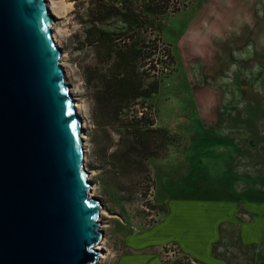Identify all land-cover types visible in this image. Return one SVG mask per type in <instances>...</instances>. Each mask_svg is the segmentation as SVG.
Segmentation results:
<instances>
[{
  "label": "rangeland",
  "instance_id": "rangeland-1",
  "mask_svg": "<svg viewBox=\"0 0 264 264\" xmlns=\"http://www.w3.org/2000/svg\"><path fill=\"white\" fill-rule=\"evenodd\" d=\"M46 1L66 82L79 103L91 195L100 203L106 256L96 264H117L123 253L140 251L133 242L164 217L168 200L182 210L184 197L200 199V214L215 218L220 201L236 200V228L229 231L234 264H264V0H190L167 17L163 40L173 63L150 102L155 126L169 136L151 133L159 156L145 159L146 148L135 162L124 154L126 119L110 117L94 101L100 75L109 70H100L106 62L88 38L89 1ZM244 221L259 225L250 243L242 237ZM168 244L152 252L175 262L163 258Z\"/></svg>",
  "mask_w": 264,
  "mask_h": 264
},
{
  "label": "water",
  "instance_id": "water-1",
  "mask_svg": "<svg viewBox=\"0 0 264 264\" xmlns=\"http://www.w3.org/2000/svg\"><path fill=\"white\" fill-rule=\"evenodd\" d=\"M46 0H0V264H96L100 203Z\"/></svg>",
  "mask_w": 264,
  "mask_h": 264
},
{
  "label": "trees",
  "instance_id": "trees-1",
  "mask_svg": "<svg viewBox=\"0 0 264 264\" xmlns=\"http://www.w3.org/2000/svg\"><path fill=\"white\" fill-rule=\"evenodd\" d=\"M87 1L88 38L100 62H106L100 70H109L100 75L95 87V104L114 119H126L123 134L128 135L124 151L128 161H137L146 148L145 159L158 157L150 134L169 136V131L155 126L150 100L173 61L171 48L163 40L164 25L168 16L184 10L190 0Z\"/></svg>",
  "mask_w": 264,
  "mask_h": 264
},
{
  "label": "crops",
  "instance_id": "crops-1",
  "mask_svg": "<svg viewBox=\"0 0 264 264\" xmlns=\"http://www.w3.org/2000/svg\"><path fill=\"white\" fill-rule=\"evenodd\" d=\"M210 69V66L204 68V70ZM213 73L208 74L207 78ZM196 150L198 155L196 164L200 170V146ZM199 187L200 183L196 185L197 189ZM180 202L183 205L182 210L179 208L174 210L168 205L170 204L168 200L164 217L133 242L134 250L140 251L123 253L118 258L117 264H188L163 262L156 253L152 252V248L168 243L178 244L182 252L196 260L197 264H234L235 250L229 245V231L230 227L233 230L236 228L238 209L236 200L220 201L222 214L218 218H215L211 211L200 214V199L196 201L184 197ZM242 225V237L245 243L251 242L253 237L249 232L252 229L255 231L254 236L257 235L258 238L259 225L254 226L250 221H244ZM200 251L209 257H204Z\"/></svg>",
  "mask_w": 264,
  "mask_h": 264
},
{
  "label": "built area",
  "instance_id": "built-area-1",
  "mask_svg": "<svg viewBox=\"0 0 264 264\" xmlns=\"http://www.w3.org/2000/svg\"><path fill=\"white\" fill-rule=\"evenodd\" d=\"M162 255L165 260L180 263L197 264L196 260L186 256L183 252H181L179 246L175 243L168 244L166 248L163 249Z\"/></svg>",
  "mask_w": 264,
  "mask_h": 264
},
{
  "label": "bare ground",
  "instance_id": "bare-ground-1",
  "mask_svg": "<svg viewBox=\"0 0 264 264\" xmlns=\"http://www.w3.org/2000/svg\"><path fill=\"white\" fill-rule=\"evenodd\" d=\"M53 35H54V38H55V40H57V34L56 33H53ZM58 41V40H57ZM76 106H77V108H79V103H76ZM80 123H81V126H82V120H81V118H80ZM83 133V132H82ZM104 238L102 237V240H103ZM105 245H104V240L103 241H101L97 246H96V249L100 252V257L102 258H104L105 256H106V249H105V247H104Z\"/></svg>",
  "mask_w": 264,
  "mask_h": 264
}]
</instances>
